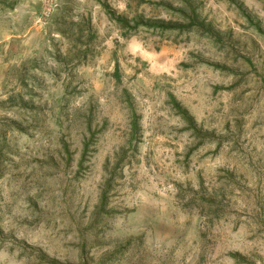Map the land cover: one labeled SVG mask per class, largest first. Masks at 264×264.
<instances>
[{"label":"rangeland","instance_id":"374dc122","mask_svg":"<svg viewBox=\"0 0 264 264\" xmlns=\"http://www.w3.org/2000/svg\"><path fill=\"white\" fill-rule=\"evenodd\" d=\"M185 1L0 0V264H264V0Z\"/></svg>","mask_w":264,"mask_h":264},{"label":"trees","instance_id":"16d2710c","mask_svg":"<svg viewBox=\"0 0 264 264\" xmlns=\"http://www.w3.org/2000/svg\"><path fill=\"white\" fill-rule=\"evenodd\" d=\"M185 9H187V12L186 11L184 12L183 10L181 11L185 15L183 24L178 25L171 23L164 24V23L140 22L136 24L135 27L137 28L138 26H140L144 29L151 30L153 32L157 31L160 34H163L164 32L186 33L191 31H197L202 35H206L209 39H213V40L218 39L217 35L213 32L212 28L208 24H205L204 21L199 19L196 9L190 2L185 1ZM108 13H109L108 15L113 21L116 19V22L119 25L129 28L127 21L122 20L121 18H114L115 17L114 14H111L110 12ZM168 99L172 109L176 112V114L188 124L191 130H195L193 119L189 116L188 112L172 96H168ZM129 110H130L129 133H130V138H134L137 136V133L139 132V125L137 123V117L135 116L134 112L131 111L130 105H129ZM85 149L86 147H84V152Z\"/></svg>","mask_w":264,"mask_h":264}]
</instances>
